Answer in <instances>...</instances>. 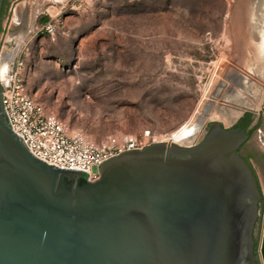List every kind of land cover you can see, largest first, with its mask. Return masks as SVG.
I'll return each mask as SVG.
<instances>
[{"label":"water","instance_id":"95a60500","mask_svg":"<svg viewBox=\"0 0 264 264\" xmlns=\"http://www.w3.org/2000/svg\"><path fill=\"white\" fill-rule=\"evenodd\" d=\"M263 109L209 123L192 145L111 155L88 179L28 151L0 87V264H259L262 194L240 152L249 135L232 125ZM259 232L264 262V207Z\"/></svg>","mask_w":264,"mask_h":264},{"label":"rangeland","instance_id":"374dc122","mask_svg":"<svg viewBox=\"0 0 264 264\" xmlns=\"http://www.w3.org/2000/svg\"><path fill=\"white\" fill-rule=\"evenodd\" d=\"M22 2L10 16L20 12ZM43 2L26 24L19 18L8 25L2 21L10 37L0 36V45L12 49L14 34L26 32L16 53L26 87L68 133L93 142L131 135L150 144L204 110L214 111L196 143L209 123L229 127L240 111H256L264 101V36L251 26V0ZM246 77L251 103L232 106L223 98L230 79ZM251 118L243 148L264 164V109ZM263 207L264 196L254 234L259 264H264L258 257Z\"/></svg>","mask_w":264,"mask_h":264},{"label":"built area","instance_id":"2783aa9c","mask_svg":"<svg viewBox=\"0 0 264 264\" xmlns=\"http://www.w3.org/2000/svg\"><path fill=\"white\" fill-rule=\"evenodd\" d=\"M45 28L52 31L49 26ZM22 68L23 63L15 54L0 76L1 101L10 128L36 158L59 168L82 170L88 179H94L100 161L149 143L131 135H108L99 142H93L79 133H68L56 115L44 110L33 99L26 87Z\"/></svg>","mask_w":264,"mask_h":264},{"label":"bare ground","instance_id":"6f19581e","mask_svg":"<svg viewBox=\"0 0 264 264\" xmlns=\"http://www.w3.org/2000/svg\"><path fill=\"white\" fill-rule=\"evenodd\" d=\"M19 1H21V0H19ZM43 1L44 0H26L22 3H20V5L18 6V8H20V12L13 11L12 15L10 16V20H9L10 23L11 22L13 23V21L15 19L19 18L22 24H26L29 20V16L34 15L37 12V10H39L40 7H42ZM258 8L261 9V4L258 5ZM12 10H13V8H12ZM14 36L16 39V46L14 48L7 50V49L3 48V45H0V76H2V73L7 68L10 60L17 53L19 45L23 42L24 39H26L25 38L26 32L18 30L14 34ZM9 37H10V35L8 36L7 34H4V36L2 38L7 40V39H9ZM230 80L233 83V85H229V87H227V91L224 93L225 96L223 98L228 100V101H232V103H231V104H233L232 106H235V107L243 106V107L247 108L249 106V104L251 103L252 98H251V95H249V92L247 91L245 79L242 82L240 79H233L232 78ZM219 84H221V83H219ZM222 87H224V85L221 86V88ZM220 89H217V90H220ZM239 91L242 94L240 96H243V99H245V101L242 100L241 97H240L241 99H239V98L237 99L236 96L240 93ZM210 99H211V97H210ZM216 99H217V96H216ZM218 109H221V108L218 107L217 109H215V111H217ZM210 111L204 110V114L197 116L194 119V121H192L190 124L179 127L177 130H174L169 134L163 135L157 142H166V143L176 144V145H180V146H188L189 144L192 143V141L194 139H196L203 132L204 125H205V122L209 118L208 115L210 114ZM213 114H214V111L212 112V115Z\"/></svg>","mask_w":264,"mask_h":264},{"label":"flooded vegetation","instance_id":"af4514ba","mask_svg":"<svg viewBox=\"0 0 264 264\" xmlns=\"http://www.w3.org/2000/svg\"><path fill=\"white\" fill-rule=\"evenodd\" d=\"M15 1V2H14ZM26 1V0H24ZM12 2H14V5L19 2V0H0V36H4L6 30L2 26L1 23L4 21L5 25H8L9 19H10V7ZM261 4V9L258 8V5ZM15 6L13 7V10H15ZM250 23L253 28V31L258 29L261 35L264 36V30H262L260 27L264 28V0H251V15H250ZM262 30V31H261ZM0 38V44L1 42ZM247 77L245 79V83L247 81ZM247 87V86H246ZM246 108V107H244ZM252 127L248 126L246 132L250 136Z\"/></svg>","mask_w":264,"mask_h":264},{"label":"crops","instance_id":"0c3cea01","mask_svg":"<svg viewBox=\"0 0 264 264\" xmlns=\"http://www.w3.org/2000/svg\"><path fill=\"white\" fill-rule=\"evenodd\" d=\"M242 156L246 159V161L249 163V165L251 166V168L253 169L255 175H256V179H257V183H258V187L260 189V192L262 194V196H264L263 194V190H262V185L264 184V164L260 163L259 161H257V158L255 157V155L252 153V150L248 149V148H241L240 150Z\"/></svg>","mask_w":264,"mask_h":264},{"label":"trees","instance_id":"16d2710c","mask_svg":"<svg viewBox=\"0 0 264 264\" xmlns=\"http://www.w3.org/2000/svg\"><path fill=\"white\" fill-rule=\"evenodd\" d=\"M45 20V17H41L40 21ZM251 113L245 112L243 115H241L237 121L232 125V127H240L242 129L247 130L250 122H251ZM256 248V241H254V249Z\"/></svg>","mask_w":264,"mask_h":264}]
</instances>
